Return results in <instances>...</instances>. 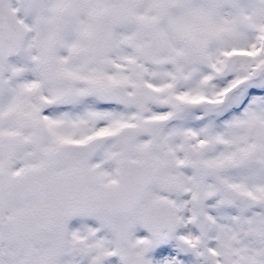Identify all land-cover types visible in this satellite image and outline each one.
Listing matches in <instances>:
<instances>
[{
  "label": "snow or ice",
  "instance_id": "6c2138e0",
  "mask_svg": "<svg viewBox=\"0 0 264 264\" xmlns=\"http://www.w3.org/2000/svg\"><path fill=\"white\" fill-rule=\"evenodd\" d=\"M0 264H264V0H0Z\"/></svg>",
  "mask_w": 264,
  "mask_h": 264
}]
</instances>
